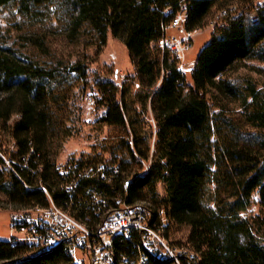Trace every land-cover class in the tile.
Wrapping results in <instances>:
<instances>
[{
    "label": "trees",
    "instance_id": "trees-1",
    "mask_svg": "<svg viewBox=\"0 0 264 264\" xmlns=\"http://www.w3.org/2000/svg\"><path fill=\"white\" fill-rule=\"evenodd\" d=\"M11 1L0 0V9ZM66 2L72 12L66 40L74 43L88 32L103 46L110 35L128 53L140 88L138 105L141 113L147 112L150 100L154 124L152 153L147 147L139 149L137 143L144 137L134 131L128 152L135 164L149 163L148 169L133 173L129 163L105 161L119 164L122 179L111 186L82 180L70 200L62 189L66 182L58 175L60 165L53 160L54 140L62 127L56 108L64 74L40 58L0 43V209L45 208L49 203L43 188L57 207L67 208L72 202L71 210L83 216L89 214L85 191L93 188L109 200L126 195L127 205L141 204L155 219L163 214L168 234L187 229L182 244L198 256V264H264V90L251 78L232 77L249 59L251 43L263 39L264 32L249 40L244 13L236 15L230 0ZM213 11L219 21L196 58L189 84L175 53L164 48L155 53L150 47L164 39L181 12L187 15V31L193 32L205 28ZM26 42L45 52L42 37ZM69 70L84 82L81 93L85 92L88 66L76 62ZM93 86L100 94L95 105L103 110L96 124L132 129L127 85L118 88L97 80ZM122 180L130 181L126 191ZM254 195L263 216L246 219L242 214ZM116 247L126 253L130 249L118 243ZM0 264L71 261L61 247L45 251L10 239L0 241Z\"/></svg>",
    "mask_w": 264,
    "mask_h": 264
},
{
    "label": "rangeland",
    "instance_id": "rangeland-1",
    "mask_svg": "<svg viewBox=\"0 0 264 264\" xmlns=\"http://www.w3.org/2000/svg\"><path fill=\"white\" fill-rule=\"evenodd\" d=\"M230 3L232 10L237 12L236 15L244 13L248 39L254 41L264 32V0H230ZM71 18V8L66 0H12L0 9V43L40 58L49 66L58 67L66 79L59 89L61 102L56 108V113L62 127L58 129L57 140H54L53 160L57 165H65L71 161H118L131 164L133 173H144L149 163L135 164V161L130 159L128 147L133 148L130 133L134 131L137 137H144L138 141L137 146L141 151L149 148L151 154L154 146V124L150 100L147 103V112L141 113V106L138 105L140 88L128 53L124 45L110 35L103 46L88 32H83L74 43L69 42L66 40V34ZM217 21L218 12L213 11L205 28L194 34L192 45L186 49H178L175 53L178 57V68L184 73L189 84L196 58L210 40ZM36 36L45 40L46 48L43 53L26 46V41ZM172 37L179 36L177 30L170 26L166 30L164 40L168 42ZM250 47L249 59L243 62V67L232 77L251 78L259 89L264 90V38L257 43H251ZM161 48L160 41L158 45H152L150 50L156 53ZM76 62L88 66V86L83 93L81 88L84 82L69 70ZM97 80L110 81L118 88L127 85L128 113L129 119L132 120V129L96 124V119L103 111L95 105V101L100 97L98 90L93 86ZM9 148L12 151V145ZM157 192L160 196L163 195L159 186ZM5 202L2 198V203ZM145 202L148 200L145 199ZM22 213L26 212H12L10 207L0 209V241L8 242L12 237L21 239V234H15L11 230L10 223L13 215ZM257 216L263 214L254 195L251 206L242 217L254 219ZM187 233L188 230L184 228L171 230L169 238L176 244H182Z\"/></svg>",
    "mask_w": 264,
    "mask_h": 264
},
{
    "label": "built area",
    "instance_id": "built-area-1",
    "mask_svg": "<svg viewBox=\"0 0 264 264\" xmlns=\"http://www.w3.org/2000/svg\"><path fill=\"white\" fill-rule=\"evenodd\" d=\"M221 14H226V11ZM186 20L185 12L177 15L170 26L177 30L179 37H172L168 42L164 37L162 48L176 53L178 49L192 45L194 34L200 30L187 31ZM58 175L66 182L62 189L68 193L70 200L82 180H97L111 186L116 179H122L119 164L113 162L66 163L58 167ZM129 183V180L121 181L124 191ZM41 190L47 197L48 206L11 217V230L22 235L21 239L12 237V243H23L45 251L61 247L71 264L199 263L198 256L191 249L169 238L163 214H158V219H155L142 208L143 205H127L126 195H116L109 200L95 189L88 188L84 195L89 197L85 203L89 214L80 216L77 211L71 210L72 202L67 208H59L48 192L43 188ZM77 205L82 206L80 200ZM117 243L119 246L128 245L129 251L126 253L117 249Z\"/></svg>",
    "mask_w": 264,
    "mask_h": 264
}]
</instances>
